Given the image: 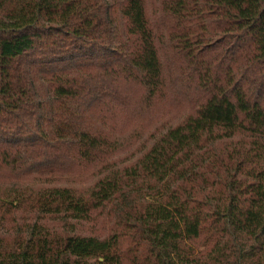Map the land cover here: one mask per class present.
<instances>
[{
	"label": "trees",
	"instance_id": "trees-1",
	"mask_svg": "<svg viewBox=\"0 0 264 264\" xmlns=\"http://www.w3.org/2000/svg\"><path fill=\"white\" fill-rule=\"evenodd\" d=\"M0 264H264V0H0Z\"/></svg>",
	"mask_w": 264,
	"mask_h": 264
},
{
	"label": "rangeland",
	"instance_id": "rangeland-1",
	"mask_svg": "<svg viewBox=\"0 0 264 264\" xmlns=\"http://www.w3.org/2000/svg\"><path fill=\"white\" fill-rule=\"evenodd\" d=\"M185 111H186V109H182V110L171 111L170 113L172 114L173 119H181L184 117ZM151 126H152V124L149 125L148 133H146V136L153 133L152 131H153L154 127L151 128ZM127 129L129 131V133L132 132L131 128L128 127ZM124 132L126 133V128H124ZM143 135H144V132L142 129L141 130H135L134 132H132V138L127 143L126 147L124 148V152L117 155V156L119 158H122L123 156H125L128 153L131 154L134 151V149L136 147H138L141 144V142L143 141ZM91 171H94V170H91ZM91 171L89 173L84 174V176H83L84 181L83 182L78 181L77 185L87 186L91 182H93L95 175H91V173H92ZM51 223L56 228L61 229V227H63V223L61 222L60 219L53 220V222H51ZM9 224H12V223H7L6 225H9ZM77 229L80 232V234H82V235H100L102 237L109 235L108 234L109 233L108 228L106 226L102 225L101 223H99L98 221L97 222L93 221L92 223H88V224L79 226Z\"/></svg>",
	"mask_w": 264,
	"mask_h": 264
}]
</instances>
